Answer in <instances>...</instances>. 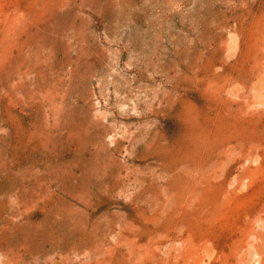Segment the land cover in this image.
Listing matches in <instances>:
<instances>
[{"label": "rangeland", "instance_id": "obj_1", "mask_svg": "<svg viewBox=\"0 0 264 264\" xmlns=\"http://www.w3.org/2000/svg\"><path fill=\"white\" fill-rule=\"evenodd\" d=\"M0 264H264V0H0Z\"/></svg>", "mask_w": 264, "mask_h": 264}]
</instances>
